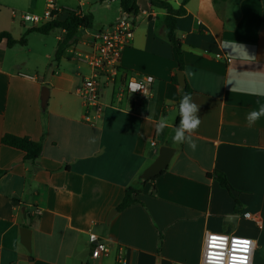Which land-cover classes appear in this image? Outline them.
<instances>
[{
    "label": "crops",
    "instance_id": "crops-1",
    "mask_svg": "<svg viewBox=\"0 0 264 264\" xmlns=\"http://www.w3.org/2000/svg\"><path fill=\"white\" fill-rule=\"evenodd\" d=\"M48 1L0 0V32L19 41L40 27L22 15L42 16ZM90 1L55 0L57 19L79 10L95 20L93 10H84ZM110 1L119 3L113 22L80 30L77 43L45 72L41 59L55 55L63 29L56 28L51 44L55 29L29 32L25 45L0 42V264H117L121 251L125 264H203L206 236L213 232L251 237L252 264H264V116L251 127L246 120L264 105V96L250 91L264 79V0H189L177 19L182 72L201 119L192 135L195 151L172 141L181 95L173 81L178 55L167 38V11L150 0H137L133 40L104 91L100 118L85 120L77 89L92 71L76 54L92 51L95 33L123 12L119 0ZM165 1L174 9L182 4ZM31 40L40 57L32 64ZM128 76H152L151 95L123 93ZM43 87L49 91L45 106ZM161 116L168 127L158 134ZM4 134L41 143L35 163L3 144ZM163 146L175 149L168 168L144 183L143 172ZM215 171L226 176L234 195ZM127 188L140 191L138 202L119 211ZM232 216L234 222L226 220ZM22 227L32 231L31 251L22 244ZM92 233L108 243L107 256L92 257Z\"/></svg>",
    "mask_w": 264,
    "mask_h": 264
},
{
    "label": "built area",
    "instance_id": "built-area-1",
    "mask_svg": "<svg viewBox=\"0 0 264 264\" xmlns=\"http://www.w3.org/2000/svg\"><path fill=\"white\" fill-rule=\"evenodd\" d=\"M60 12L61 9L56 5L55 0H49L47 9L42 16L24 14L22 19L41 26L57 19ZM73 12L83 15L79 10ZM137 15L138 12L133 15L123 11L112 26H106L95 33L92 51L76 54L77 59L87 63L92 71L89 76L82 80L77 89V93L85 106V120L89 123H95L102 114L104 91L120 73L122 53L133 40L134 22ZM153 82L154 78L152 76H146L143 79L128 76L123 84V93L148 97L151 95ZM137 84L141 86V89L133 92L132 86ZM152 145H155V143L153 142ZM242 241L249 242L247 255L250 257L249 264H252L255 241L251 237L216 232L208 233L206 236L202 263L218 264V258L222 256L223 264H229V260L233 255L243 254L240 251L242 247L240 242ZM89 242L92 245L91 254L93 258H100L109 254L108 243L100 240L96 234L89 235ZM125 263V255L121 251L117 256V264Z\"/></svg>",
    "mask_w": 264,
    "mask_h": 264
},
{
    "label": "trees",
    "instance_id": "trees-1",
    "mask_svg": "<svg viewBox=\"0 0 264 264\" xmlns=\"http://www.w3.org/2000/svg\"><path fill=\"white\" fill-rule=\"evenodd\" d=\"M120 1V7L122 11L128 14H137L138 12V6H137V0H119ZM189 0H182V4L178 9H174L172 5L165 0H150L151 4L163 8L167 11V16L165 19V25L167 28V38L170 41V43L175 47L178 55V70L183 71L184 70V60H183V53L181 50V47L179 45V41L176 38V24L178 17L184 15L186 13L185 6L188 3ZM214 3H219L226 0H213ZM94 26V16L92 13H85L83 15L76 14L73 11H70L67 13V16L65 19H54L50 22H47L40 27L32 28L26 31L24 36L19 40H15L11 33L8 31H2L0 32V42L3 40L7 41V45L9 47L14 46L15 44H26V36L29 32H38L44 35L49 34L52 30L56 28H60L64 30V36L61 40L58 41L54 60L55 62H59L64 54V51L69 48L70 46L77 43L78 39V32L81 29L84 30H90ZM174 83L178 84L177 77H174L173 79ZM190 94L192 97V89L186 84L183 89L181 90L180 99L177 103V109L179 107L180 100L184 94ZM179 114L177 117L176 124H179ZM2 143L5 145H8L10 147H14L16 149L22 150L25 153V160L29 161L31 163H35L37 158L40 156L42 152V144L39 142H35L32 140H29L27 138H22L13 134H4L2 139ZM2 174V171H0V175ZM213 176L218 180V182L226 188L231 195L233 194V189L231 185L228 182V179L226 176L219 172L215 171L213 173ZM158 177V176H157ZM157 177L151 178L149 180H144V183H153ZM140 194V191L135 188H127L125 191V196L118 206V210H124L125 208L135 204L138 202L137 196Z\"/></svg>",
    "mask_w": 264,
    "mask_h": 264
},
{
    "label": "clouds",
    "instance_id": "clouds-1",
    "mask_svg": "<svg viewBox=\"0 0 264 264\" xmlns=\"http://www.w3.org/2000/svg\"><path fill=\"white\" fill-rule=\"evenodd\" d=\"M244 46H241V49ZM141 89L140 85L132 86V91ZM254 95L264 96V79L259 81V86L250 90ZM199 106L193 102L190 94H184L180 100L178 107L179 114V124L176 126L173 131L174 135L172 136V141L175 144H184L187 143L188 147L193 151L196 150V143L192 139V135L198 131L201 124V119L198 116ZM264 116V105H262L259 110H253L248 113L246 120L248 126L251 127ZM168 127L167 118L161 116L156 123V131L158 134L163 133L164 129ZM240 251L242 255L236 256L233 255L229 260V264H249L250 257L247 255L249 252V246L242 245ZM218 264H223V257L218 258Z\"/></svg>",
    "mask_w": 264,
    "mask_h": 264
},
{
    "label": "rangeland",
    "instance_id": "rangeland-1",
    "mask_svg": "<svg viewBox=\"0 0 264 264\" xmlns=\"http://www.w3.org/2000/svg\"><path fill=\"white\" fill-rule=\"evenodd\" d=\"M70 1L72 2L74 0H70ZM118 5H119L118 1L111 2L110 0H108V2H106V3H102L100 0H92V1H90L89 4H86L84 6V10H86V12H89V9H91V10H93L92 12L95 15L93 30H96L104 22H106L108 24L113 22L115 17L118 15V11H119V9H118L119 6ZM16 9H18V8H16ZM6 10L10 11L11 9L7 8ZM18 10H20V9H18ZM59 31H60L59 29H55L52 33L49 34L47 39L50 42V44L54 43L55 37H56V35H58ZM36 36L38 37V35H36ZM35 41L31 40L30 46H31L33 51H32L31 54H28L29 56L27 57L28 59H30L29 60L30 64L33 63V59H36V60L40 59V57L37 56V51H36L37 48L39 47V44H36ZM50 44H49V48H50ZM41 62H40V64L41 65L43 64V66L40 69L41 72L47 71V69L49 68L50 65H54L55 64L54 54H52V58L51 59H44L43 58V60L41 59Z\"/></svg>",
    "mask_w": 264,
    "mask_h": 264
},
{
    "label": "water",
    "instance_id": "water-1",
    "mask_svg": "<svg viewBox=\"0 0 264 264\" xmlns=\"http://www.w3.org/2000/svg\"><path fill=\"white\" fill-rule=\"evenodd\" d=\"M177 78L178 83L180 86V89L182 90L183 87L186 85L184 73L182 71L177 72ZM48 94L49 91L46 87H43L42 90V106H45L48 100ZM175 154V149L169 146H163L161 147L159 151L158 157L155 159V161L143 172L142 179L143 180H149L151 178L157 177L160 175L164 170L168 168V165L172 159V157ZM227 221L234 222L236 220V217H227ZM20 235H21V241L22 244L27 248L28 251H31V236L32 231L28 227H22L20 229ZM32 258H30L31 260ZM30 264H33L32 261Z\"/></svg>",
    "mask_w": 264,
    "mask_h": 264
},
{
    "label": "snow or ice",
    "instance_id": "snow-or-ice-1",
    "mask_svg": "<svg viewBox=\"0 0 264 264\" xmlns=\"http://www.w3.org/2000/svg\"><path fill=\"white\" fill-rule=\"evenodd\" d=\"M240 243H242V245L249 246V242L248 241H242Z\"/></svg>",
    "mask_w": 264,
    "mask_h": 264
}]
</instances>
